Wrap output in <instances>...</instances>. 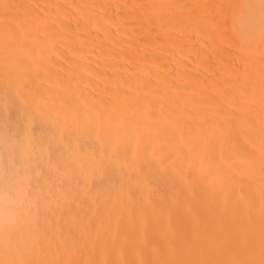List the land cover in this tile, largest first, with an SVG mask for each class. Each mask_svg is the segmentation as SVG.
I'll return each mask as SVG.
<instances>
[{
    "label": "bare ground",
    "instance_id": "bare-ground-1",
    "mask_svg": "<svg viewBox=\"0 0 264 264\" xmlns=\"http://www.w3.org/2000/svg\"><path fill=\"white\" fill-rule=\"evenodd\" d=\"M0 264H264V0H0Z\"/></svg>",
    "mask_w": 264,
    "mask_h": 264
}]
</instances>
